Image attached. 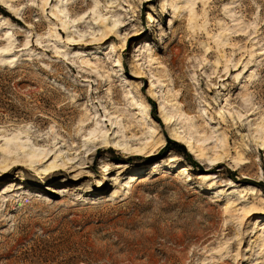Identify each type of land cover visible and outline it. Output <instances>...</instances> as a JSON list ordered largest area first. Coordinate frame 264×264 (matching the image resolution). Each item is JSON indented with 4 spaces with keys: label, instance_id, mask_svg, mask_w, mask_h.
Listing matches in <instances>:
<instances>
[{
    "label": "rangeland",
    "instance_id": "obj_1",
    "mask_svg": "<svg viewBox=\"0 0 264 264\" xmlns=\"http://www.w3.org/2000/svg\"><path fill=\"white\" fill-rule=\"evenodd\" d=\"M160 1L0 0V264H264V0Z\"/></svg>",
    "mask_w": 264,
    "mask_h": 264
},
{
    "label": "bare ground",
    "instance_id": "obj_2",
    "mask_svg": "<svg viewBox=\"0 0 264 264\" xmlns=\"http://www.w3.org/2000/svg\"><path fill=\"white\" fill-rule=\"evenodd\" d=\"M109 4V3H108ZM167 5H169L170 6V8L172 7L173 8V6H172V3L171 2H166L165 0H161L160 1V8H161V10L162 11H166L167 10ZM9 7H11V6H9ZM169 8V9H170ZM9 9H11V8H9ZM4 12V11H3ZM7 13V16L9 15V18H11L12 19V15H11V12L10 11H6L5 10V14ZM73 14V13H72ZM81 16V15H80ZM79 15H77L76 16V18L77 17H80ZM164 16V15H163ZM108 30H110V29H108ZM109 38H111V35L108 33V34H106L105 35V40H107V39H109ZM8 39V38H7ZM10 41V40H9ZM0 53H2L4 56L5 55H7V54H9V50L6 48V49H1L0 50ZM11 59H7V60H5V59H0V63H2V64H6V62H9ZM13 61H11L10 63H8V64H11ZM152 86H153V84H151V87L149 88V93L150 94H152L153 95V88H152ZM134 101V100H133ZM117 103L119 104V101H117ZM163 109V108H162ZM170 122V119H168V117H166L165 118V123H169ZM190 128H195V125H191L190 126ZM91 135H93V137H95L96 135H94V134H96L95 133V131H93V132H91L90 133ZM191 137H192V135H191ZM172 138H173V140L175 141V142H177V143H179V144H183L184 146H186V148H187V150H189L191 153H193V155L195 156V157H197L198 159H202L203 158V154H202V152H204L205 151V149L200 145V142L201 141H203V142H201V143H204L205 141H207L208 140V138L206 137L205 139H195V138H193L194 139V143L193 144H191L190 143V141L189 140H187V139H185V138H182V136H179L178 134H173V136H172ZM159 142V141H158ZM106 145V144H105ZM155 146H156V142H155V144H154ZM264 145V144H263ZM113 146H115V145H113ZM116 146H118L117 144H116ZM115 146V147H116ZM155 146L154 147H152V145L149 147V150L150 151H147L146 152V147H141V148H139V149H136V150H133V149H129L128 151H126V152H131V153H140L141 155H143V154H145V157H152V156H154L155 155V153H153V152H155L157 149H154L155 148ZM117 148V147H116ZM105 149H107V148H105ZM131 150H133V151H131ZM96 153H98V152H96ZM126 154H129V153H126ZM211 156V155H210ZM47 157V155L46 156H44L43 158H41V159H35V158H38V156H35V155H33V154H31V153H29V154H26L25 155V157H24V159H18L17 161H12L11 163H8L7 165H4L1 169V172H9V171H11V170H13V168H15V167H18V166H26V167H28L29 169L31 168V167H33V165L34 164H36V163H40L41 161H43L45 158ZM209 161H210V165L212 164V165H219L220 163H221V161H222V157L220 156V155H217V154H212V156L209 158ZM172 162V164L173 163H175V162H173V161H171ZM244 165V164H243ZM64 166V165H63ZM63 166H61V167H63ZM115 167L114 168H116V169H118V170H120V169H124L126 166L124 165V164H122V163H117V164H115L114 165ZM242 166V165H241ZM54 167H56L57 168V170H60L61 168H58L57 167V165H53V166H51L50 168H54ZM130 168V167H129ZM129 168H126V170H128ZM29 169H27V170H29ZM133 170H136V168H132ZM181 173H187L188 172V170H189V168L187 167V166H182L181 168ZM239 169H242V167H240ZM47 170H49V169H47ZM140 171V170H139ZM139 171H133V172H131V173H135V172H139ZM199 176V179H202V180H207L208 178H214V176H210V175H198ZM128 185V184H127ZM126 185V186H127ZM21 188H23V187H21V186H19L17 189H21ZM119 194V192L117 191V190H114V191H112V194H111V198H116L117 197V195ZM251 211H247V209H242V216H243V218H245L246 216L248 217V216H250V213ZM255 220L256 221H258L259 219L258 218H255ZM264 238V237H263ZM264 240V239H263Z\"/></svg>",
    "mask_w": 264,
    "mask_h": 264
}]
</instances>
